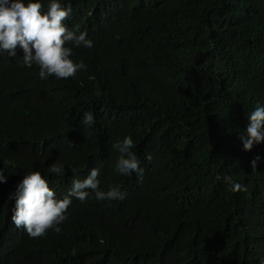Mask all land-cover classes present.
I'll list each match as a JSON object with an SVG mask.
<instances>
[{"label": "trees", "instance_id": "1", "mask_svg": "<svg viewBox=\"0 0 264 264\" xmlns=\"http://www.w3.org/2000/svg\"><path fill=\"white\" fill-rule=\"evenodd\" d=\"M66 2L72 13L65 23L93 41L73 49L87 65L78 81L42 80L17 57L0 55V82H24L12 85L24 89L14 103L21 113L0 105L7 175L0 186L39 169L60 189L98 167L99 187L120 185L125 197L90 196L78 215L95 220V232L73 236L74 246L47 232L22 238L0 226V264H258L264 140L244 150L239 135L247 114L264 104V0ZM12 95L0 91V102ZM83 111L93 113L91 127L80 125ZM21 124L25 135L9 133ZM125 134L144 169L140 179L113 171L111 144ZM21 136L23 149L8 139ZM53 162L66 165L64 176L49 171ZM225 175L245 190L233 192ZM8 209L4 203L1 216ZM139 213L147 224L135 228L130 219Z\"/></svg>", "mask_w": 264, "mask_h": 264}, {"label": "clouds", "instance_id": "2", "mask_svg": "<svg viewBox=\"0 0 264 264\" xmlns=\"http://www.w3.org/2000/svg\"><path fill=\"white\" fill-rule=\"evenodd\" d=\"M72 8L66 0H47L45 7L42 0H0V55L7 53L9 57H17V63L23 67L38 70L40 79L48 77L57 81L73 83L78 81L86 70L87 65L82 59L74 55V48H91L93 41L85 31L78 26L70 28L65 21L70 17ZM23 82L22 77L7 78L0 82V91L12 93V97L0 102L2 110L19 112L14 103L24 96V89L15 90V82ZM24 83V82H23ZM91 111H83L79 123L82 127H91L95 124ZM25 126L21 124L19 131L23 132ZM18 140L19 148L23 149L25 138L23 136L8 137ZM244 150H250L254 143L264 140V104L257 105L247 114V123L239 135ZM9 148L10 145L8 144ZM134 141L130 134L115 139L111 148L117 153L113 171L117 175L131 176L136 174L137 179L142 178L144 169L140 159L133 149ZM2 142L0 141V183L7 180V175L1 168ZM145 160L151 161L150 152L145 153ZM261 160L256 155L250 160L254 170ZM65 164L53 162L49 171L56 176H64ZM75 174L78 169L67 165ZM99 168L92 167L83 178H73L63 188L56 189L49 186L47 174L36 169L28 172L20 181L11 185L0 186V226L10 230L18 236L41 237L47 233L53 234L56 243L61 246H74L73 236L91 237L95 232V220L88 221L87 217L78 215V208L91 196L97 201L122 200L125 192L117 184H109L106 189L99 187ZM224 181L230 185L233 192L244 191L245 186L231 176L225 175ZM8 206L1 216L3 204ZM75 218L83 219L77 223ZM142 213L130 219V225L139 228L145 225ZM132 239L133 235L130 234ZM104 239L98 241L97 249ZM8 264V263H3ZM258 264H264V257L259 258Z\"/></svg>", "mask_w": 264, "mask_h": 264}]
</instances>
